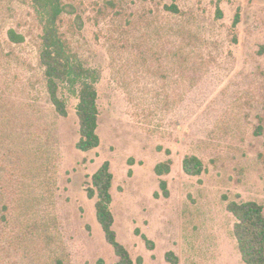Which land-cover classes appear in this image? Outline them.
Listing matches in <instances>:
<instances>
[{"label":"rangeland","instance_id":"374dc122","mask_svg":"<svg viewBox=\"0 0 264 264\" xmlns=\"http://www.w3.org/2000/svg\"><path fill=\"white\" fill-rule=\"evenodd\" d=\"M61 1L82 19L77 29L75 14L62 13L57 26L76 59L96 74L99 146L76 148L75 92L60 86L66 116L48 99L38 60L43 21L32 0H0V113L27 112L53 147L56 248L64 249L65 264L117 259L96 220L95 198L85 191L104 160L113 173V227L133 259L169 264L164 254L172 250L179 264H243L222 196L264 206V0ZM170 4L178 12L164 8ZM9 29L24 40L11 41ZM7 143L0 139V214L23 181ZM184 155L199 157L205 170L184 173ZM167 157L169 196L155 198L153 166Z\"/></svg>","mask_w":264,"mask_h":264},{"label":"trees","instance_id":"16d2710c","mask_svg":"<svg viewBox=\"0 0 264 264\" xmlns=\"http://www.w3.org/2000/svg\"><path fill=\"white\" fill-rule=\"evenodd\" d=\"M32 2L43 21L38 60L43 69L48 99L58 115L66 116V104L60 95L61 84L77 94L76 148L83 152L95 149L100 144L98 93L95 87L97 77L94 71L76 59L57 26L60 15L75 14V8L61 0ZM164 8L178 12L175 4L165 5ZM216 15L222 16L218 6ZM238 21L239 11L236 10L232 26ZM73 22L77 29L82 26L79 15L75 14ZM7 35L15 43L24 40L23 35L13 29H9ZM5 116L0 113V125L4 126L0 131V139L8 142L6 149L12 153L14 168L23 176V181L21 188L16 187L11 201L1 206L0 219L5 229L0 232V264H65L64 249L56 248L61 237L55 210L57 164L53 147L43 134L40 123L27 116V112L14 110L12 116H6L7 123H2ZM165 153L170 155V150L165 149ZM133 163L134 159L129 157L127 164ZM172 163V159L167 157L154 164L153 172L158 177L159 190L153 192V197L158 198L160 193L166 198L169 196L167 181L163 176L171 171ZM181 166L184 173L190 176H198L205 170L203 162L195 155H184ZM131 173L132 170L128 169V176ZM90 179L85 189L86 195L90 199L95 198L96 220L117 257L114 264H141L142 257L132 258L126 246L118 240L113 227V173L109 161L104 160ZM222 198L227 201L226 210L235 219L232 233L241 261L243 264H264V206L255 200H229L224 195ZM134 232L140 235L147 249H154L151 239L136 228ZM10 253L16 254L14 259ZM164 258L169 264H179L172 250L166 251ZM101 263L98 260V264Z\"/></svg>","mask_w":264,"mask_h":264},{"label":"crops","instance_id":"0c3cea01","mask_svg":"<svg viewBox=\"0 0 264 264\" xmlns=\"http://www.w3.org/2000/svg\"><path fill=\"white\" fill-rule=\"evenodd\" d=\"M112 188H113V183H112ZM112 188H111V190H112ZM141 233V232H140ZM126 246V245H125ZM126 248L128 249V250H130V248H128L127 246H126ZM155 248V247H154ZM168 263V262H167Z\"/></svg>","mask_w":264,"mask_h":264}]
</instances>
